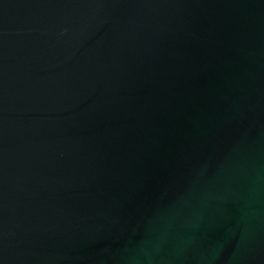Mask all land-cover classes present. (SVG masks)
Returning <instances> with one entry per match:
<instances>
[{"label":"water","instance_id":"1","mask_svg":"<svg viewBox=\"0 0 264 264\" xmlns=\"http://www.w3.org/2000/svg\"><path fill=\"white\" fill-rule=\"evenodd\" d=\"M0 264H264V0H0Z\"/></svg>","mask_w":264,"mask_h":264}]
</instances>
